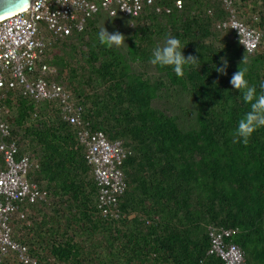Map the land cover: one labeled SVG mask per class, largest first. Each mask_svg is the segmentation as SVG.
I'll use <instances>...</instances> for the list:
<instances>
[{
	"label": "trees",
	"instance_id": "obj_1",
	"mask_svg": "<svg viewBox=\"0 0 264 264\" xmlns=\"http://www.w3.org/2000/svg\"><path fill=\"white\" fill-rule=\"evenodd\" d=\"M183 2L180 9L175 0H162L170 13L148 8L139 17L101 11L45 56L72 88L70 97L85 106L91 129L132 151L122 166L128 189L120 217L104 215L87 147L58 103L3 94L12 137L31 157L30 179L49 194L47 201L25 203L13 224V238L39 264H226L209 254L210 227L234 230L231 240L247 264H264V128L246 145L234 142L250 105L230 83L241 67L261 91L264 39L248 55L231 31L217 27L228 17L220 0ZM236 8L264 29V0H236ZM115 21L133 31L125 45L108 49L97 33L104 23L114 29ZM169 36L186 46L185 56L199 60L182 78L149 63L153 48ZM222 58L226 74L215 69ZM0 264L23 263L11 252Z\"/></svg>",
	"mask_w": 264,
	"mask_h": 264
},
{
	"label": "built area",
	"instance_id": "obj_2",
	"mask_svg": "<svg viewBox=\"0 0 264 264\" xmlns=\"http://www.w3.org/2000/svg\"><path fill=\"white\" fill-rule=\"evenodd\" d=\"M228 17L217 24L232 32V37L248 55L258 50L264 29L244 21L236 0H220ZM182 8L183 0H175ZM148 8L157 14L170 13L162 0H33L25 10L0 20V153L6 168L0 170V261L11 252L23 264H39L29 247L13 238V224L24 216V206L48 200L38 182L30 179L31 157L21 153L20 143L12 137V127L5 117L2 97L5 91L36 102L55 101L62 115L78 127L79 140L87 147V160L93 166L99 186V204L105 216L121 215L120 198L128 189L122 166L132 151L122 141L111 142L103 131H93L84 118L85 106L70 97L58 78V70L45 56L48 49L73 32L85 30L89 20L104 11L111 16L121 13L139 17ZM254 22L259 20L253 16ZM234 230L210 227L209 254L220 256L226 264H247L243 249L232 237Z\"/></svg>",
	"mask_w": 264,
	"mask_h": 264
},
{
	"label": "clouds",
	"instance_id": "obj_3",
	"mask_svg": "<svg viewBox=\"0 0 264 264\" xmlns=\"http://www.w3.org/2000/svg\"><path fill=\"white\" fill-rule=\"evenodd\" d=\"M97 38L100 44L108 49L120 48L126 44V37L118 31L110 33L105 23L99 28ZM185 47L180 39L169 36L163 46L158 45L153 48L149 63L154 66L171 68L178 78H182L186 67L190 63L199 61L196 57L185 56ZM247 63L248 59L245 56L242 64ZM222 64L223 66L216 65L215 69L221 74H226L227 60L222 58ZM230 83L234 89L242 93L243 101L250 105V111L238 120L233 132L234 142H242L246 145L256 131L264 128V82L259 84L261 91L258 93L257 86L250 85L246 79V69L240 67L239 71L233 74Z\"/></svg>",
	"mask_w": 264,
	"mask_h": 264
},
{
	"label": "water",
	"instance_id": "obj_4",
	"mask_svg": "<svg viewBox=\"0 0 264 264\" xmlns=\"http://www.w3.org/2000/svg\"><path fill=\"white\" fill-rule=\"evenodd\" d=\"M33 0H0V16L22 9Z\"/></svg>",
	"mask_w": 264,
	"mask_h": 264
},
{
	"label": "rangeland",
	"instance_id": "obj_5",
	"mask_svg": "<svg viewBox=\"0 0 264 264\" xmlns=\"http://www.w3.org/2000/svg\"><path fill=\"white\" fill-rule=\"evenodd\" d=\"M101 20H102V22H106V21H108V17L107 16H103V17H101ZM104 24H102L101 26H103ZM113 25H114V29L112 28V29H110V30H108L110 33L111 32H120V33H122L125 37L127 36V35H131L132 34V31L133 30H131V28L130 27H128L127 25H124V24H122V23H120V22H114L113 23ZM107 29H108V27H107ZM231 40L233 41L234 39H233V37L231 38ZM55 48H57V47H55ZM57 51H58V48H57ZM70 91H71V89L70 88H68Z\"/></svg>",
	"mask_w": 264,
	"mask_h": 264
},
{
	"label": "bare ground",
	"instance_id": "obj_6",
	"mask_svg": "<svg viewBox=\"0 0 264 264\" xmlns=\"http://www.w3.org/2000/svg\"><path fill=\"white\" fill-rule=\"evenodd\" d=\"M31 4H32V3L26 4V5H25L22 9H20V10H16V11H14V12H10V13H7V14H4V15H1V16H0V20L5 19V18H7V17H10L11 15L16 14V13H18V12H21V11H25V10H27V9L31 6Z\"/></svg>",
	"mask_w": 264,
	"mask_h": 264
}]
</instances>
